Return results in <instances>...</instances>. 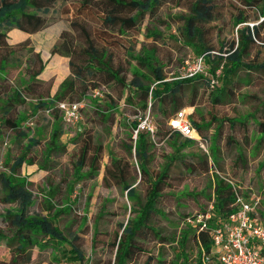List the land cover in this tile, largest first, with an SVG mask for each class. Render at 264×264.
Instances as JSON below:
<instances>
[{
  "label": "rangeland",
  "instance_id": "rangeland-1",
  "mask_svg": "<svg viewBox=\"0 0 264 264\" xmlns=\"http://www.w3.org/2000/svg\"><path fill=\"white\" fill-rule=\"evenodd\" d=\"M105 1L95 0L82 7V0H55L50 4L48 13L43 15L44 26L40 31L22 36V41H26L24 45L28 44L27 47L35 48L41 53L45 61L41 78L46 82L48 89L51 87L52 93L63 78L71 75L68 58L50 53L52 45L63 32L76 36L78 30L86 28L93 41L111 54L112 64L122 70L121 76L126 84L132 79L134 71L151 79L149 68L161 66L165 76L170 79L185 72L186 68L195 61L196 54L177 42L178 27L182 24L178 17L189 12L191 0H165L159 6L155 18L146 15L137 27L122 32L117 28L103 26L101 20L105 14ZM211 1L214 18L204 25L206 30L204 39L214 52H218L222 45L227 47L229 42L236 38L234 17L240 9V1ZM119 14L127 16L126 11H120ZM16 31L12 29L6 33L7 42L13 43L16 40ZM150 32L160 35L151 37ZM256 51H253L247 60L254 58L260 62L262 54L257 60ZM142 56L147 57V63L150 65L139 64L132 58ZM78 60L77 56L73 58L74 65ZM8 72L12 75L14 73L18 82L22 81L23 74L20 67L12 66L8 68ZM92 80L94 79L86 78L84 86L80 84L79 89L86 90L83 98L67 99L83 102L81 119L75 123H66L61 113L59 114L64 133L58 142L65 146L64 151L52 153L49 158H45L43 151L48 136H43L40 143L26 155L20 176L26 177L31 183L29 189L35 197L31 212L49 217L59 213L55 218L57 225L68 235L77 233V244L88 258V264H113L115 249L112 248V243L119 233V225L130 216L131 201L123 190L113 183L109 175L107 182L103 177L106 168L109 167V171H112L110 154L122 158L121 161H129L130 166L136 169L134 157L128 158L122 150V145L129 141L131 134L129 123L134 119L137 120L143 112L136 103L139 92L116 83L93 88ZM144 83L149 84L147 81ZM95 89L99 90L102 96L94 97ZM258 99H264V88L247 84L238 93L234 103L219 107L217 112L230 117L248 116ZM109 106L113 107L112 110H109ZM29 109L20 108V113L26 116L21 127H27L30 132L39 135L42 125L52 118L46 112H36L32 115ZM152 120L155 121L154 118ZM77 135L81 136L80 142ZM89 136L102 145L99 169L96 176L78 180L75 178L73 165L82 138L88 139ZM13 137L14 134L8 129L3 130V137L0 139V170H5L6 163H11L19 154V147L14 143ZM184 145L182 138L180 140L170 138L158 142L155 137L152 160L149 164L150 174L154 176L158 172L164 164L165 156L199 151L209 156V170L204 174L190 177L184 175L182 164L176 163L171 166L169 186L163 190L157 205V214L154 213L151 222V226L159 231V236L149 229L145 230L138 243L143 252L127 264H183L184 261L195 264L199 245L194 238H190L186 244L188 256L185 257L182 254V247L179 246V238L186 232L187 236L190 235L186 225H183V220L190 215L198 214L210 204L211 179L215 170L220 178H229L236 183L243 199L250 200L252 196L259 198L255 214L264 223V169H258V165L264 162V148L253 153L254 156H251L247 170L234 175L226 167L222 168V171L215 164L216 167L212 165L215 157L209 142L205 147L207 152L196 142L187 145L185 149ZM254 157H257L255 161H253ZM85 171L86 169H83L82 173ZM69 187H72L71 193ZM147 188L146 180L136 185V195L139 200H144ZM12 205L0 203V215ZM61 210L62 212H59ZM4 227L5 224L0 217V228ZM0 264H16L12 262L11 255L3 244L0 245ZM18 264L64 263L55 260L51 249L47 248L40 252L33 250L29 263Z\"/></svg>",
  "mask_w": 264,
  "mask_h": 264
},
{
  "label": "trees",
  "instance_id": "trees-1",
  "mask_svg": "<svg viewBox=\"0 0 264 264\" xmlns=\"http://www.w3.org/2000/svg\"><path fill=\"white\" fill-rule=\"evenodd\" d=\"M54 1L0 0V71L3 72L7 65L13 63L26 67L25 71L29 78L28 83H24L22 87L17 85L13 87L8 78L0 84V139L3 137V130L8 129L14 134L13 141L20 150L11 163H6L5 170H0V203L13 204L0 215L5 224L4 228H0V245L7 247L12 262L16 264L29 263L33 250L40 252L47 248L51 249L55 260L64 264H88V258L77 244V233L68 235L57 225L55 218L59 213L49 217L31 212L35 197L29 189L31 183L26 177L20 176V169L26 155L40 143L43 136H48L43 151L45 158H49L52 153L64 151L65 146L58 142L64 132L56 104L58 101H69L68 98L76 100L83 98L86 90L79 89V86L80 84L84 86L86 78H92L93 88L116 83L139 92L136 103L143 112L140 117L143 118L148 113L155 119L152 120L155 126L153 133L138 130L135 139L133 131L138 120L134 119L129 123L131 134L128 143H123L122 150L128 158L134 157L136 169L130 166L129 161H121L122 158L110 154L112 171H109V167L106 168L103 177L107 182L109 175L113 183L119 186L131 201L130 216L119 225V233L112 243V248L115 249L113 264H127L143 252L138 243L145 230L149 229L155 235L159 233L151 226V222L154 213L157 214V205L163 190L169 186L171 166L179 163L183 168L187 167L179 153L170 157L165 156L164 164L152 176L149 164L152 160L155 137L158 142L172 137L181 138V134L173 130L169 124L166 126V122L187 105L192 106L209 99L212 103H219L221 96L223 100L234 97L239 86L236 78L240 77L238 75L240 72H255L260 77L264 75V61L258 62L254 58L247 60L255 47L260 45L264 49V35L260 34L264 30V0H239L240 8L255 10L258 15H244L238 9L234 17L236 38L232 39L227 47L222 45L218 52H214L204 39L206 32L204 25L214 18L212 1L191 0L189 12L178 17L182 24L178 27L177 42L190 48L196 57L202 56L205 70L184 78H176L175 75L169 79L163 73L162 67L157 66L149 68L151 79L134 71L132 79L126 84L121 76L122 70L113 66L111 54L93 41L86 28L78 30L76 36L63 32L52 45L50 53L68 58L71 75L66 76L59 83L56 92L50 95L48 87H42L36 79L43 69L39 55L34 54L33 48L27 47L28 44L24 45L26 41L9 45L6 33L12 29L29 34L40 31L44 26L43 15L48 13L50 4ZM94 1L82 0L81 5L85 7ZM163 1L165 0H106L105 14L101 22L103 26L117 28L120 32L131 30L137 27L146 15L155 18ZM120 11H126L127 16L119 14ZM250 20L259 21L252 26L248 23ZM150 35L152 37L160 34L150 32ZM25 56L27 58L24 59ZM75 56L79 59L76 65L73 63ZM129 56L132 55L129 53ZM132 58L139 64L150 65L147 63V57ZM146 81L149 84H145ZM26 98H32L33 101ZM23 107L24 109L30 107L32 115L36 112H46L50 115L52 120H47L42 125L41 134L35 135L29 128L21 127L26 118L20 113V108ZM108 108L112 110L113 107ZM190 124L196 132L199 131L194 123ZM77 136L80 142L81 136ZM200 137L208 144L206 137ZM189 141L191 139L184 138L182 142ZM78 149L73 165L75 178L81 180L96 176L102 153L101 143L96 142L91 136L88 139L84 137ZM83 169H86L85 173H82ZM143 180H146L148 188L142 201L136 195L135 187ZM213 185L214 214L207 222V229L198 231L197 227L186 225L190 235L187 236L186 232L179 238V246L182 247V254L185 257L188 256L186 244L190 238H194L199 245L195 264H204V258L209 254L212 245L209 229L217 226L237 208L235 194L224 179L215 175ZM69 189L71 193L72 187ZM205 211L206 209H203L199 213ZM207 263L216 264L214 260ZM183 264L191 263L184 261Z\"/></svg>",
  "mask_w": 264,
  "mask_h": 264
},
{
  "label": "crops",
  "instance_id": "crops-1",
  "mask_svg": "<svg viewBox=\"0 0 264 264\" xmlns=\"http://www.w3.org/2000/svg\"><path fill=\"white\" fill-rule=\"evenodd\" d=\"M240 10L243 12L244 15H251V16L258 15V13L255 12V10H248V9H244L243 7H241ZM258 21L259 20L257 21L250 20L248 23L253 26L256 25ZM16 32H17V34H15L16 40L13 41V43L7 42L9 45H16L18 43L24 42L22 41L23 38L22 36L30 35L29 33H24L19 30H17ZM260 34L264 35V30H262ZM258 48L260 50H258ZM255 50L258 51L255 52L257 54L256 56L257 60L259 55L262 54V60L260 62L264 61V49H262L261 46L259 45L255 47L252 50V52ZM33 53L39 55V58L42 61L43 69H44L45 61L43 60L41 53L39 51H36L35 48H33ZM25 58H27V56H25L24 59ZM12 66H17V65L10 63L9 65H7L6 69L3 72L0 71V84L3 83L5 78H8L9 82H11L13 87L14 85L22 87L24 83L27 84L29 78L25 71L26 67L24 68L22 66H17L20 67L23 74L22 81L18 82L16 80V77H14V73L12 75L11 73L8 72V68H12ZM43 69L40 72V74L36 76V79L37 82L40 83V85L45 88L48 86L46 85L44 79L41 78V73L43 72ZM238 75H240V77L236 78V81L239 86L235 90L234 97H232L231 99L223 100L221 96L219 103H212L211 100L209 99L202 101L200 103H196L192 106L187 105L182 108L185 111L187 110L186 115L189 121L191 123H194L199 128V131L197 132L195 131L197 135L206 137L208 139L211 152L215 157L212 165L214 167L217 166L220 170L226 167L234 175H237L241 171L247 170L249 167L250 158H252L251 156H254L253 153L256 150L260 151L262 148H264V126H262V124H264V99H258L255 105H253L252 111H249L248 116L230 117L228 115H221L217 112L219 107L228 106L234 103L238 98V93L245 85L248 84L251 86L264 88V75L260 77V75L255 72H251V73L240 72ZM57 87L53 93L51 92V87H50L49 89L50 95H53L56 92ZM26 100L33 101L32 98H26ZM167 125H168V121L166 122V126ZM181 138L183 141L184 138L183 137ZM181 138L172 137V139H176V140H180ZM193 143H195L193 140L189 142H184L185 144L184 149L187 148L186 147L187 145ZM250 153L252 154L250 155ZM179 156H182L185 159V165L187 166L186 168H184L185 176L194 177L196 175L204 174V172L206 173V171L209 170L208 169L210 166V163L208 162L209 156L207 157L206 155H203L202 153H200V151L197 153L196 152L184 153L183 155L179 153ZM256 158L257 157H254L253 161H255ZM258 166H259L258 169L261 170L264 169V162H262ZM215 175L218 176V172L216 170L214 175H212V179H211L212 200H213V187H214L213 183L215 181ZM212 200L210 203H213Z\"/></svg>",
  "mask_w": 264,
  "mask_h": 264
},
{
  "label": "built area",
  "instance_id": "built-area-1",
  "mask_svg": "<svg viewBox=\"0 0 264 264\" xmlns=\"http://www.w3.org/2000/svg\"><path fill=\"white\" fill-rule=\"evenodd\" d=\"M205 70L202 56L196 57L195 61L180 73L176 78L192 76L195 73ZM94 97L102 96V93L95 89ZM56 107L59 109L62 119L66 123H75L81 119L82 101H58ZM136 129L133 131L135 139L138 130H146L153 133L154 124L148 113L143 118L138 117ZM173 130L178 131L182 137L189 138L207 152L205 147L207 141L191 127L185 110H180L169 120ZM231 187L235 194L236 210L225 218L221 223L209 229L211 248L206 262L214 260L216 264H264V223L256 217V209L259 205V198L252 196L250 200L243 199L239 193V187L229 178H222ZM214 212V205L210 203L204 213L194 214L184 219L183 225H192L197 230L207 229V222L210 221Z\"/></svg>",
  "mask_w": 264,
  "mask_h": 264
}]
</instances>
